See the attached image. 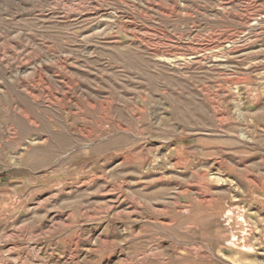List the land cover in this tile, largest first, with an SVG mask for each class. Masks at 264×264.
I'll use <instances>...</instances> for the list:
<instances>
[{"label": "rangeland", "instance_id": "374dc122", "mask_svg": "<svg viewBox=\"0 0 264 264\" xmlns=\"http://www.w3.org/2000/svg\"><path fill=\"white\" fill-rule=\"evenodd\" d=\"M0 264H264V0H0Z\"/></svg>", "mask_w": 264, "mask_h": 264}]
</instances>
